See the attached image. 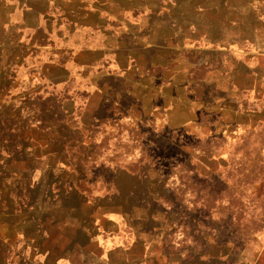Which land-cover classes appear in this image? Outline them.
Segmentation results:
<instances>
[{"label": "rangeland", "instance_id": "1", "mask_svg": "<svg viewBox=\"0 0 264 264\" xmlns=\"http://www.w3.org/2000/svg\"><path fill=\"white\" fill-rule=\"evenodd\" d=\"M159 2L0 0V264H68L79 206L147 203L182 264H264V0Z\"/></svg>", "mask_w": 264, "mask_h": 264}, {"label": "crops", "instance_id": "2", "mask_svg": "<svg viewBox=\"0 0 264 264\" xmlns=\"http://www.w3.org/2000/svg\"><path fill=\"white\" fill-rule=\"evenodd\" d=\"M119 1L140 7L145 6L147 0ZM170 1L171 3H176L177 1L176 6L179 4V10L188 2V0ZM167 3L168 0H160L158 5L163 6L167 5ZM155 13H157V9ZM192 14L194 15V8L190 12V15ZM47 19L52 23L63 21L55 16H49ZM57 25L59 26V24ZM50 204V202H44L43 200L40 207L39 204L38 206L36 205L37 210L40 212V222H38L42 226L51 222L53 226H58L59 228L61 216L53 214V218L50 219L48 215ZM150 204L147 203L146 206L135 205L129 209H125L123 206H115L112 207L113 211L99 206H79L77 208L79 212H72V218H70V221H73L74 227H76L77 236L71 238L68 243L69 252L72 255L68 264H115L113 257L115 252L121 253L120 264H182L183 259H185L182 248H179L175 254H171L170 249L175 244L180 245L178 236L182 237L183 233H177L178 228H174L175 223L171 222V224H174L173 227L170 226L168 221V224L166 221L164 225L157 224L158 219L151 210ZM86 208L89 210L84 212L83 209ZM163 212L164 214L168 213L165 208ZM101 238L109 239L112 246L110 248L101 247L100 249L103 251L94 253L91 246L93 244L99 245ZM136 248H138V251L131 254V251ZM46 259L48 260L49 257ZM53 261L55 264H61L64 260L58 256L54 257Z\"/></svg>", "mask_w": 264, "mask_h": 264}]
</instances>
